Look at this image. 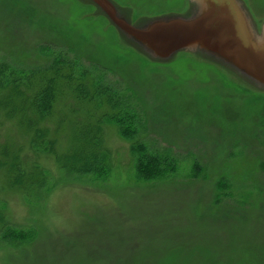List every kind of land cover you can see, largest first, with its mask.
<instances>
[{
    "label": "rangeland",
    "instance_id": "obj_1",
    "mask_svg": "<svg viewBox=\"0 0 264 264\" xmlns=\"http://www.w3.org/2000/svg\"><path fill=\"white\" fill-rule=\"evenodd\" d=\"M112 1L132 23L188 11ZM245 2L260 31L264 0ZM134 46L89 3L0 0V264H264V91L189 53L161 64ZM58 65L100 94L77 101L62 86L45 121L59 156L101 125L93 172L29 143L27 98ZM144 148L157 155L145 173Z\"/></svg>",
    "mask_w": 264,
    "mask_h": 264
},
{
    "label": "water",
    "instance_id": "obj_2",
    "mask_svg": "<svg viewBox=\"0 0 264 264\" xmlns=\"http://www.w3.org/2000/svg\"><path fill=\"white\" fill-rule=\"evenodd\" d=\"M80 1L93 5L152 62L164 64L189 53L198 62L232 70L240 80L264 91V22L258 31L245 0H187L186 13L136 23L112 0Z\"/></svg>",
    "mask_w": 264,
    "mask_h": 264
},
{
    "label": "trees",
    "instance_id": "obj_3",
    "mask_svg": "<svg viewBox=\"0 0 264 264\" xmlns=\"http://www.w3.org/2000/svg\"><path fill=\"white\" fill-rule=\"evenodd\" d=\"M59 67V65L56 66L53 69L54 74L51 77H45L43 83H41V85L37 87L38 90L33 95H31V97L27 98L29 109H31L30 111H32L31 113L33 114H29V116L26 117L27 120L25 121L31 133L29 143L31 148H41L43 151L49 152L48 154L50 156L56 157L57 160H60L59 164L61 168H64L68 172H93V170H95V166H97V162H99V159L103 160V156L104 154H106V150L99 145L100 133L102 131L100 124L98 126L94 125V127L85 125L82 128L77 129V131H75L74 135L72 136L74 145L68 153L59 156L53 149L55 145V139L51 137L49 128L45 124V121L50 116L51 109L62 86L67 88V90L70 91V93L75 97L77 101L88 100L93 102L95 96H100V94H98V91L96 90V84H92L90 86V92L89 88H87L86 83L82 81L83 79L78 78L76 79V81H72L74 80L72 78V74L61 76L59 73L62 69H60ZM62 79L66 80L62 81ZM16 82L17 81H14L13 83ZM10 89L13 88L10 87ZM94 92H96L97 94H95ZM102 99L103 98L99 97L96 101L98 106L103 105ZM104 102H106V104H108L112 109H116L117 107V104L113 102L110 97L108 98V95ZM118 117L119 114L112 116L104 115V118H107V121H113L115 119L117 120ZM116 125L118 126L117 123ZM119 127L120 134H123L124 136L132 135V131L131 129H128V126ZM130 150L133 153V148H131ZM147 152L148 151L144 148L143 156H141L140 158V168H145L144 173L150 171L149 164L146 163L144 165V162L157 158L156 154L149 155V153ZM21 154L25 153L21 150L18 151V153L14 154L13 162H11L9 167L12 170L11 174L14 179L12 181L15 184L20 183L19 179H21V176L24 179L25 175H27V173L24 174V171L22 170L23 161L20 159ZM164 162L165 159L162 161V163ZM147 167L149 168L146 169ZM162 171L164 170L162 169ZM26 185L27 183L25 184V186Z\"/></svg>",
    "mask_w": 264,
    "mask_h": 264
}]
</instances>
